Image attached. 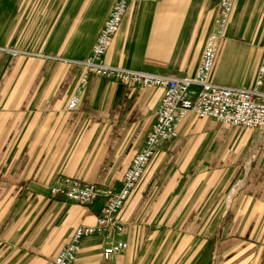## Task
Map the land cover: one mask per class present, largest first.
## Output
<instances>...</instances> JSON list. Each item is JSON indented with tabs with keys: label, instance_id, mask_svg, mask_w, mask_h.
<instances>
[{
	"label": "crops",
	"instance_id": "crops-1",
	"mask_svg": "<svg viewBox=\"0 0 264 264\" xmlns=\"http://www.w3.org/2000/svg\"><path fill=\"white\" fill-rule=\"evenodd\" d=\"M116 1L0 0V264H53L102 201L78 205L51 187L68 177L117 189L151 131L160 88L91 76L66 111ZM219 3L127 0L105 63L193 77ZM263 47L264 0H237L210 80L252 87ZM118 219L128 248L105 260L104 239L85 237L73 264H264V137L188 114Z\"/></svg>",
	"mask_w": 264,
	"mask_h": 264
},
{
	"label": "built area",
	"instance_id": "built-area-1",
	"mask_svg": "<svg viewBox=\"0 0 264 264\" xmlns=\"http://www.w3.org/2000/svg\"><path fill=\"white\" fill-rule=\"evenodd\" d=\"M235 3L236 0H220L214 27L207 37L196 73L193 77L183 78L105 63L106 50L121 26L127 0H117L113 4L88 57L78 62L83 67V73L79 85L66 104V111L77 109L80 94L91 76L146 89L160 88L163 96L155 112L151 131L143 147L134 155L117 189L68 177L59 178L51 187V196H61L78 205L90 206L96 201H102L95 224L77 227L71 239L55 257L53 264H73L80 251L81 240L89 236L97 235L104 239L102 255L105 260L122 254L128 248L127 242L120 239L123 224L118 219V214L155 154L177 138L178 127L188 114L198 118H212L235 128L252 130L264 137V47L252 87L234 88L210 80L219 42L230 22ZM22 53L10 51L12 56Z\"/></svg>",
	"mask_w": 264,
	"mask_h": 264
},
{
	"label": "rangeland",
	"instance_id": "rangeland-1",
	"mask_svg": "<svg viewBox=\"0 0 264 264\" xmlns=\"http://www.w3.org/2000/svg\"><path fill=\"white\" fill-rule=\"evenodd\" d=\"M236 1H237V0H236ZM234 7H235V6H234ZM233 12H234V10H233ZM232 15H233V13H232ZM232 15H231V19H232ZM231 19H230V20H231ZM229 23H230V22H229ZM227 29H228V26H227V28H226L225 31H224L223 37L226 36ZM9 51H13V50H9ZM11 56H12V55H11ZM12 57H16V56H12ZM240 185H241L240 182L237 183V184L235 185L234 188H236V190L234 191V194L237 192V189L239 188ZM233 190H234V189H233ZM233 190H232V192H233ZM232 192H231V194H232ZM234 194L230 195V197L233 196Z\"/></svg>",
	"mask_w": 264,
	"mask_h": 264
}]
</instances>
